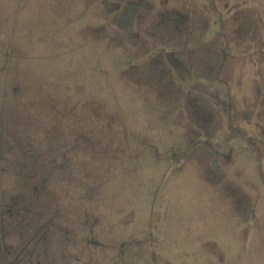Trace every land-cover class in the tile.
Returning <instances> with one entry per match:
<instances>
[{
	"label": "rangeland",
	"instance_id": "374dc122",
	"mask_svg": "<svg viewBox=\"0 0 264 264\" xmlns=\"http://www.w3.org/2000/svg\"><path fill=\"white\" fill-rule=\"evenodd\" d=\"M115 1L0 0V84H19L21 107L7 121L28 145L0 150V211L9 197L27 209L4 219L6 240L36 238L22 264H95L107 223L129 242L120 264L151 247L177 264H264V0ZM177 35L173 66L160 46ZM29 115L60 134L62 160L35 145ZM53 163L65 170L43 175Z\"/></svg>",
	"mask_w": 264,
	"mask_h": 264
},
{
	"label": "trees",
	"instance_id": "16d2710c",
	"mask_svg": "<svg viewBox=\"0 0 264 264\" xmlns=\"http://www.w3.org/2000/svg\"><path fill=\"white\" fill-rule=\"evenodd\" d=\"M107 1L108 2H105V0H99V3H101V6L103 7V5L104 6L113 5L116 2L115 0H107ZM117 5H119V3ZM117 17L121 21H124L125 18H127L129 20L131 18V14L129 12H127V11L126 12L124 11V12H120V14H117ZM182 35L183 34H180L181 37H182ZM178 38H179V35H177L176 37L175 36L174 37L170 36L171 40L168 43L163 42L164 44L160 46V48H162L161 52H165V56L169 57V61L173 63V66L177 65V63H178V62L175 61L176 58L174 56V54H175L174 50L176 48H179V50H182L183 49V45H184L182 42L181 43L177 42ZM8 52H9V50L7 49L6 51H1L0 54L6 55ZM4 71H5L4 67L0 66V72H4ZM195 72H194L195 76H193L194 78L202 76L200 71L198 72V70H196ZM194 78H192V79H194ZM217 82H218V78L217 77L212 78V80L210 81V83L212 85H216ZM18 89H19V84L16 85V84L11 83V82H10V84L6 83L5 78L3 77L2 83L0 84V150L2 149L3 145H5V144H12L13 145V143H15V142L18 143V145L15 146L16 148H21V149L24 150L23 147H27L28 146L27 142L25 141V138H20V136L16 135V133H14L13 131H11V129H9V128H12L15 120L18 118L16 114L18 113L19 109L21 108V107H19L17 109L16 106H15L16 105L15 98H16V96H18V94H16ZM256 95H258V92H257ZM56 97L62 98V100L63 99H67V97H62V96H56ZM188 101H189V99H188ZM189 102H191V100ZM28 103L31 106L30 102H28ZM228 103H230V102H228ZM229 105L231 106V103ZM211 113H212V116H214V115H215V117L219 116L217 114L216 110H213L211 107H209V112L207 113V115H209ZM28 117H29V120H27V121L26 120H22V121H26L23 124H24V126H28L29 127L28 132H30L31 129H32V125L31 124L34 121V118L32 116H30V115ZM10 118H13V121H14L13 124L8 122ZM40 118L41 119H38L36 122L35 121L34 122L37 123V127L39 128V131L42 134V137L41 138L38 137V136L34 137L36 139L35 145H38V144H40L42 142L44 144L49 145L50 149H52L51 152L53 151V153H54L53 154L54 155L53 156V160H56V159L57 160H62V158L65 155L64 148H59L58 145L56 146L54 144L55 142H58V140L60 138V136H59L60 134H53L54 136H52V134H50L46 130V128H44L45 121H42L43 120L42 116H40ZM253 118L254 117H249L248 120L246 121V124L248 126L241 127V128L242 129H247V130L252 128V127L254 128L253 125L257 124V121L255 119H253ZM19 120H20V118H19ZM7 124L9 125V127H7ZM87 126L88 125H84L83 129L84 128H88ZM230 127H231V125L227 126L225 128H222V131H220L222 133V135H221L222 137H224V138L226 137L227 139H229L228 130H229ZM83 129L80 131V133H77L78 137L76 136L77 140L79 139L78 141H80V142L87 139V138H84L83 135H82V133H84ZM19 134H20V132H19ZM24 135H26V134H24ZM241 139L244 140V143H246L247 147H248L247 142L251 143L249 137H243L242 136ZM47 141H49V142L46 143ZM86 142H88V143H86ZM86 142H83L84 143V149L86 150V152H84V153H86V155H88L87 156V159L89 160L88 162L89 163L91 162L92 163L91 165H93V163H94L93 166L96 167L97 166V159L95 161H91L93 155L95 156V158H97L96 142L93 143V139H87ZM7 148H9V150H11V151L14 150L11 146L7 147ZM37 148H38L37 146L34 147L35 150H37ZM53 149H55V150H53ZM58 149H60L62 152H60V151L58 152L57 151ZM81 149H83V148L81 147ZM38 150H40L39 151L40 154H44L45 153V149L44 148H38ZM15 151H18V150L15 149ZM2 159H3V157L0 154V177L3 176L2 172H6V171H3L5 169V167H6V163H2L1 162ZM30 167H33V166L30 165ZM58 167H60L61 169L62 168L64 169V166L62 164H57V163H53L52 165L43 166V168H46V170L44 171L43 175L48 176V174L51 171H53V170L56 171L54 175H56V174L60 175L59 170H61V169L58 168ZM17 169H19V168H17ZM95 171L97 172V169ZM96 172H94L93 174H94V178L96 180V191H97V189L99 187V183H98L99 181H97ZM87 173H88V171L84 172V175H86ZM26 174L31 176V175H33V172L26 173ZM15 175L16 176L19 175L17 170L15 172ZM64 176H68L69 177L70 175H68V172H65ZM7 201L9 202V203L8 202L6 203L7 207H5L4 210L0 211V213L6 212V213H8L7 215H14L15 216L16 213L13 212L14 210L18 209V211H22V212L24 210H27L26 207H21L18 204V202H16V200L14 198H12V197L11 198L9 197V199H7ZM8 207H10L11 210H9ZM104 226H105L104 228H102V227L99 228L98 227L100 230L96 229V236L100 237L98 239L96 237V241H100L99 242L100 250L97 253V257H95V259H96L95 260V264H120L121 259H122L123 249H124L123 248V244L124 243H129V242H117V241H115V237H116L115 235L116 234H114L112 226H109L107 223ZM104 239H105V241H104ZM92 241H94V240H92ZM96 241H94V242H96ZM124 241H127V240L124 239ZM104 245L106 246V248L104 247ZM102 247H104V250H102ZM150 249H152V250H150ZM147 255H148L147 256L148 260H147L146 264H153L152 262H154L156 259L159 258V254L156 253L153 250L152 247L148 249ZM150 258H152V260H154V261L150 262L149 261ZM86 262H87L86 264H90V257H88Z\"/></svg>",
	"mask_w": 264,
	"mask_h": 264
},
{
	"label": "flooded vegetation",
	"instance_id": "af4514ba",
	"mask_svg": "<svg viewBox=\"0 0 264 264\" xmlns=\"http://www.w3.org/2000/svg\"><path fill=\"white\" fill-rule=\"evenodd\" d=\"M9 210H11L10 207H8ZM1 214V218H0V225H2L0 227L1 233H0V241H2L3 243V247H4V252L2 253V256L0 258V264H22V263H26L28 262L27 258L32 257V253L28 250H26L25 248L27 247H32V243L36 241V238H33V235H31L28 239H22L20 232L17 233V237L16 240H14V243L12 246L11 242L8 240H6V232H4L3 228L5 227L4 219L8 217V219L14 215H7L8 213L6 212H2ZM17 215V216H16ZM23 215H25L24 212L22 211H18L15 214V217H19V219H23ZM35 236V235H34ZM8 241L7 244L4 243V241ZM23 242V243H22ZM11 244V246H10ZM29 250H32L31 248ZM13 253V258H10V255ZM24 253V254H23ZM10 254V255H9ZM27 256V257H26ZM31 260V259H30ZM29 260V262H30Z\"/></svg>",
	"mask_w": 264,
	"mask_h": 264
},
{
	"label": "crops",
	"instance_id": "0c3cea01",
	"mask_svg": "<svg viewBox=\"0 0 264 264\" xmlns=\"http://www.w3.org/2000/svg\"><path fill=\"white\" fill-rule=\"evenodd\" d=\"M188 49L191 50V49H193V48L188 47ZM191 51H192V50H191ZM198 72H199V71H198ZM200 73H201L202 76L196 78V79L199 80V81H200L201 79L204 80V79L206 78V77L202 74L201 71H200ZM218 79H219V78H218ZM187 80H188L189 83H191V82H190V79H187ZM194 80H195V78H194ZM209 82H210L209 80L206 82V84H208L209 87H211V88L215 87V85H212V84L209 83ZM185 84H186V83H185ZM255 92H257V89L255 90ZM254 98L256 99V97H254ZM253 102H254V101H253ZM255 102H256V101H255ZM100 220H101V219H100ZM96 223H97V222H96ZM147 260H148V259H147ZM149 261L152 262V261H154V260H152V258H150ZM159 261H160V262L165 261L167 264H177V263L174 262V260L169 259V258H167L166 256H164L163 259H161V256H160V255H159V258L156 259V260L154 261L155 263H154V262H152V263H153V264H158V263L160 264ZM205 264H206V263H205Z\"/></svg>",
	"mask_w": 264,
	"mask_h": 264
}]
</instances>
